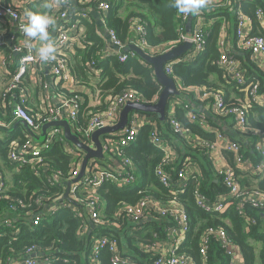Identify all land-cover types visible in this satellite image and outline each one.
Here are the masks:
<instances>
[{
    "label": "built area",
    "instance_id": "2783aa9c",
    "mask_svg": "<svg viewBox=\"0 0 264 264\" xmlns=\"http://www.w3.org/2000/svg\"><path fill=\"white\" fill-rule=\"evenodd\" d=\"M51 7L44 12L55 18V25L49 29L52 39L56 43L57 52L56 59L47 63L39 60L36 48L39 47V42L33 41L34 47H25L24 41L26 37L21 31V26L26 23V13L33 12V6H37L36 10L42 7L39 4H47V0H0V46H8L12 53L17 57V63L14 69H10L13 64V58L8 56V60L0 51V74L4 78L3 83V98L7 95H12L18 99V103L13 104L12 115L14 120H22L31 130L39 135L41 126L48 121L66 119L69 123L76 115L80 104L83 102V94L74 92L71 89L72 98H67L64 91L56 92L59 86H64L74 80L71 73V62L77 49H83L88 44L86 36V28L84 22L90 21L91 16L97 11L106 13L108 8V0H100L96 8L91 4L92 0H48ZM259 27L262 34L251 35L250 20L247 17L239 15L237 24L235 25V36L237 45L242 50H247L250 53V59L253 62H258L259 57L264 56V12L257 8L255 11ZM192 17V24L188 35H183V29H186L188 17ZM8 18V19H6ZM11 20L10 27L16 30L15 34H11V41L7 42L5 36L7 20ZM182 23L179 26V39L181 42L190 43L189 52L184 56L170 60L163 65L164 72L170 74L173 63H185L193 59L204 48V25L205 20L202 16L196 13L183 14L181 13ZM101 24L109 38L108 44L102 53L103 57L113 56L117 61L123 63L129 55H136L133 51H124V45L117 38L112 30L106 29L103 25V17L100 15ZM212 23V21H209ZM98 23V22H97ZM208 23V24H210ZM99 31V23L97 24ZM131 30L135 34L142 31L141 25L137 21H133ZM129 44H134L141 50L147 46L143 38H138ZM219 58L218 66L223 70V77L228 80L235 81L237 85H242L244 92V103L241 106L228 103L224 94L219 89H210L204 86L190 88L194 92L196 98L204 102L208 107L207 112L221 118H227L225 128L229 125V130L220 129L215 126H209L206 121V113L188 112V118L191 121H197L201 127L213 132L214 140L207 142L197 138L196 144L201 148H206L210 160L213 163L214 169L220 176V182L226 189L222 194H216L213 198L207 197L198 188L194 192L195 205L201 211L211 214H222L233 208L246 223H256L254 217L247 216L246 207L252 209L260 208L264 205V191L258 189L255 185H242L240 178H251L256 180L257 177L264 176V133L261 130H251L247 123V107L250 104L260 105L264 108V96L259 93V85L257 82H246V71L238 64L236 57L226 49L224 40H219ZM176 46V45H175ZM174 46L167 44L162 46H154L150 53L151 55H159ZM79 60V59H78ZM99 58L88 63L86 67V75L90 85L95 84L99 80ZM47 70L53 76L52 82H48L43 73ZM29 82L38 89L39 105L37 113L31 115L32 109L28 107V103L32 97V91ZM178 88V84L176 85ZM58 98V101L56 100ZM54 101H57L54 104ZM156 99L148 103H154ZM7 104L12 102V99L6 100ZM127 102L145 103L142 96L133 90L126 89L109 99L106 103V109L102 112H93L90 114L87 127L84 131L74 129L70 126L72 133H81L78 136L79 141L85 145L93 147L91 134L105 126L114 125L119 118L121 109ZM182 101L178 96L173 98L172 105H180ZM187 109V105H184ZM173 108L169 112L170 123L173 132L180 135H185L182 125L172 118ZM1 125V124H0ZM150 127L148 139L149 142L160 148L163 151V157L155 169V177L157 181L168 189L172 195V199L161 201L153 198L151 195L145 194L142 191L140 197L132 204L120 203L117 206V218H122L124 229L129 226L133 230L143 223L150 220H159L162 218H172L174 226L167 229L168 241H161L159 244L149 245L146 250L153 252L155 257L152 264H195L193 260L184 253H177L178 245L184 240V235L187 231L186 216L183 212L180 203L175 201L176 196L184 191L188 177L196 170L197 164L190 158L180 159L177 161L178 168L172 177V173L167 171L165 167L174 163L177 160L174 150L169 146L164 138L159 134L156 127V121L150 115L144 112L132 111L129 113L128 121L122 130L108 134L110 137L101 141L102 153H108L111 145L117 147L131 145L136 141L138 131L144 126ZM25 141L21 144L17 142L9 143L10 150L8 159L10 162L21 166L23 164H31L40 162L41 166L33 167V172L38 173L39 169L43 168V175L47 178L49 184L62 183L59 173H51L48 176V169L44 167L42 156L50 150V146L54 140L62 142L66 152L74 154L79 151L82 153V158L85 152L78 149L74 144L69 143L63 136L61 128H49L46 131L43 142H37L26 132ZM251 134V135H250ZM111 136H116L112 139ZM238 138L240 140L238 141ZM248 137V138H247ZM251 147V148H250ZM250 148V150H249ZM253 153L256 157L254 161L248 155L247 151ZM230 157V162L226 158ZM81 161L76 163L71 170L70 180H75L78 177L81 168ZM221 163L218 164V160ZM97 159H90L83 174L75 181L70 183L67 198H64L66 185L61 188V193L53 198L39 194L36 199L37 207L33 212H30L27 217L29 223L37 225L44 215H52L70 210L75 216L82 220V226L78 228L77 237L83 243L84 250L77 255L75 252L62 253L58 249L44 250L41 247H31L25 251L22 257L9 259V264H101L100 257L103 251L110 254V264H139L138 261L129 256L123 255L118 247L116 238L112 235L95 231L104 229H120V224L116 221H109L100 213V203L95 191L104 181H110L118 187H123L135 182V177L132 174V163L129 159H123L118 166L102 168L96 163ZM112 160V159H110ZM111 167L112 169H109ZM4 182L0 176V195L5 191ZM86 194L85 198H80L79 192ZM83 199H88L84 201ZM69 200H75L77 205L71 204ZM82 206L83 208H80ZM10 217L2 220L5 225H10ZM113 226L114 228H111ZM213 238L220 245L224 253L229 257L230 264H239L237 259L240 258L239 249L227 237L222 228H207L201 237L200 255L205 260L207 255L206 243ZM160 248V250H158ZM143 250V248H142ZM7 264V263H4Z\"/></svg>",
    "mask_w": 264,
    "mask_h": 264
},
{
    "label": "trees",
    "instance_id": "16d2710c",
    "mask_svg": "<svg viewBox=\"0 0 264 264\" xmlns=\"http://www.w3.org/2000/svg\"><path fill=\"white\" fill-rule=\"evenodd\" d=\"M98 2L100 0H92L91 4L96 8ZM171 3L172 0H108L106 13L99 12V14L103 17L104 27L112 30L117 38L126 43L124 48L134 45L129 44L130 42L143 38L147 46L142 50L150 56H156L150 53L154 46L170 44L175 47V45L184 43L179 39L178 32L182 23L181 13L171 7ZM257 8L264 12V0H208L207 7L198 12L205 20L203 29L204 48L188 62L173 63L172 72L170 74L165 73L174 81L175 85L178 84V98L182 103L172 105L171 102L174 97L170 98L165 108L163 120H160L156 114L147 113L156 121L159 134L171 146L177 157L173 164L165 167L167 171L172 173V177L174 178L178 168L177 161L179 162L180 159L191 158L198 167V170L188 177L184 191L178 194L175 199L177 203L181 204L187 221L184 240L178 245L176 252L189 256L195 264H230L229 257L213 238H210L206 243V259L201 257V237L209 227L222 228L225 231L227 237L239 249L242 264H256V244H259L258 258L261 264H264V205L257 209L246 207L247 216L254 217L256 219L255 224L246 223L233 208H228L222 214H211L196 207L194 192L197 188L209 198L226 192V189L220 182V176L214 169L207 149L201 148L195 141L200 138L211 142L214 140L213 132L201 127L197 121L189 120L187 116L189 111L202 113L194 109L201 101L190 90L193 87L204 86L210 89H219L223 92L228 103L238 106L244 103L242 90L244 86L225 79L223 70L217 64L219 58L218 44L223 30L227 28V23L234 26L235 35V25L239 15L249 18L252 28L251 35L262 34L255 15ZM45 9L48 8H43L39 12H44ZM97 13L95 11L90 21L84 22L88 44L85 48L76 50L70 65L74 80L78 82L84 80V83L90 85L85 73L86 67L89 62L99 58V80L88 86L92 88L97 103L91 106L83 96V102L80 104L75 117L70 120L73 128L81 131L86 129L90 114L93 112L102 113L106 109L107 101L120 91L133 90L142 96L143 100L146 101L145 103L153 104L148 102L153 99L157 101L162 88L154 77L153 68L137 55H129L123 63L118 62L116 57L102 56L109 38L98 33V23L95 18ZM133 21H137L142 27V31L138 34L131 30ZM188 31L183 29L181 33L188 35ZM0 51L4 52L6 60H8V56L13 58L10 69H14L17 57L10 48L1 45ZM241 52L244 54L241 67L246 71V82H257L259 93L264 96V71L258 67L257 62L250 59L249 51L241 49ZM221 81L231 83L238 96L228 97L219 88L218 82ZM3 83L4 78L0 74V128L5 127L9 119L4 115H11L13 124L17 123V120L13 118L12 109L13 104L19 101L16 97L13 98V94L3 98ZM65 92L63 93L65 94ZM66 97L72 98L73 95L68 94ZM7 99H12V102L7 104ZM184 105H187V111ZM201 105L203 106L204 102ZM28 107L32 109L31 115L37 113V107H32L30 103H28ZM171 108H173L172 118L182 125L185 135L173 132L170 123L171 117H169ZM206 115L207 124L212 127L215 126L216 120L224 119L207 111ZM246 119L251 130H261L264 133V108L262 106L250 104L247 107ZM14 126L13 135L0 141L2 160L7 164L8 169L17 168L14 171L11 185L0 174L5 186V193L0 195V264H9V259L22 257L27 249L34 246L44 250L58 249L62 253L75 252L79 255L84 250L82 241L77 237V231L82 226V220L75 216L72 211L63 210L52 215H44L37 225L30 224L27 215L36 209V199L39 194L53 198L62 192L61 188H64L67 182H73L74 179L70 180L71 170L76 163L81 161L82 153L79 151L74 154L68 153L61 141L54 140L52 142L50 150L42 156V162L44 167L49 168L48 176L57 172L61 180H66V182L65 184L53 183L51 185L43 175V168H40L38 173L32 171L33 167L41 166L40 162L17 166L9 161L7 157L10 150L9 143L21 144L25 141V135L18 134L21 131V125L15 124ZM149 130L150 127L144 125L138 131L136 141L133 144L122 147L113 144L109 147L108 153H103V157L96 160L97 165L102 168L108 167L110 159H115L120 164L123 159H129L132 163V174L135 177V182L118 187L110 181H104L95 191L99 199L101 215L111 222L116 221L118 225L120 224V229L108 228L95 231L94 234L99 232V234L105 233L114 236L120 252L135 258L139 264H152L155 254L144 250L149 245H158L161 241H168L167 229L174 226L173 219L167 217L147 221V223H143L133 230L130 226L124 229L123 226H125L126 221L123 224L124 220L117 218V206L120 203L132 204L136 202L141 195L140 191L161 201L173 198L168 189L161 185L155 177L154 172L163 157V151L149 142ZM77 134L81 137V133L77 132ZM108 137H110L108 134L102 135L100 140ZM111 138L116 139V136H111ZM237 139L240 140L238 137ZM249 150L246 155L255 161L256 157ZM226 158L230 162L228 155ZM109 169L112 168L109 167ZM239 181L242 185H255L259 190L264 191V176L257 177L256 180L240 178ZM78 195L80 198L86 196L83 191L79 192ZM83 200L87 201L88 199ZM69 202L77 205L75 200H69ZM80 208L83 207L80 206ZM6 217H10V225L2 223ZM111 228L114 227L111 226ZM109 257L110 254L103 251L100 257L101 264H110ZM78 264L84 263L78 262Z\"/></svg>",
    "mask_w": 264,
    "mask_h": 264
},
{
    "label": "water",
    "instance_id": "95a60500",
    "mask_svg": "<svg viewBox=\"0 0 264 264\" xmlns=\"http://www.w3.org/2000/svg\"><path fill=\"white\" fill-rule=\"evenodd\" d=\"M192 17H188L186 22V29L190 30ZM191 45L188 42H184L181 45L175 46L170 50L165 51L162 54L156 56H150L146 54L143 50L135 45H129L125 48L124 51H133L143 62L150 65L153 68V74L156 81L161 85V91L158 95V99L153 104L147 103H137V102H127L119 113L118 121L111 126L101 127L95 130L91 134V141L93 147L83 144L79 141V138L76 134L72 133L70 130V125L66 119H59L55 121H48L41 126L40 135L37 136L29 126L22 120H18L17 123L21 124L25 132L34 138L37 142H43L46 131L49 128H61L64 138L71 144H74L78 149H81L85 152L83 156L80 172L78 174L79 178L83 174V170L90 159H101L103 157L102 146L100 141V136L106 134H112L119 130H122L128 121L129 113L132 111L144 112V113H153L158 116L160 120L164 119L165 108L167 102L170 98L176 97L179 95V91L174 83V81L168 77L163 69V65L173 59L181 57L185 54ZM75 178V180L77 179ZM73 180V181H75ZM70 182L66 184V190L64 193V198H67L69 192Z\"/></svg>",
    "mask_w": 264,
    "mask_h": 264
},
{
    "label": "crops",
    "instance_id": "0c3cea01",
    "mask_svg": "<svg viewBox=\"0 0 264 264\" xmlns=\"http://www.w3.org/2000/svg\"><path fill=\"white\" fill-rule=\"evenodd\" d=\"M50 3L53 4V2H50L47 0V4H50ZM36 7H37L36 5L32 7L33 12H39L38 10H36ZM95 18H96L97 22L99 23L98 33H100L102 36L106 37L107 34H106V32H105V30L101 24V21H100V14H99V19H98L97 14L95 15ZM6 19H8V18H6ZM7 22L8 23L5 24L6 32H5V34H3V36H5L7 42H10L11 41V34H15L16 30H14V28L10 27V24L12 23V21L10 19L7 20ZM222 39L224 40V44L226 46V49L229 52H231L233 55L235 54V57L237 59L238 64H240V65L243 64L242 63V57L244 54L241 52V49H239L240 47L237 45V43H235L234 26L231 25V23H227V28L223 30ZM3 54H4V52H3ZM4 56H5V54H4ZM257 65L262 71H264V56L259 57ZM43 73L45 75L46 80L48 82H52V80L54 79L53 76H51L47 70H44ZM78 83H80V82L73 80L70 83H66L64 86H59L56 89V92H61V91H64L68 88L74 92H81V94H83L84 99L88 102V104L91 106H94L97 103V100L93 96V93L91 90L92 88L88 87L86 85H82L81 83L80 84H78ZM28 85L30 86V89L32 91V97H31L29 103L32 107H38V105H39L38 89H37V87H35L33 85V82H29ZM218 85L220 86L219 88H221L228 97L238 96L236 89L234 88V86H232L231 83L229 84V83H224V81L223 82L221 81V82H218ZM68 94H71V91L70 92L66 91L64 95L66 96ZM56 100L58 101V98H56ZM57 101H54V104H56ZM201 104H202V102H199L198 106L194 109L197 111H201L202 113H206V111L208 110L207 105L205 104V106H202ZM4 116L6 118H9V119H8L7 123L5 124V127L0 128V141L4 140L5 138H7L9 136H12L13 135L12 131H13V128L15 127L14 125L19 124V123L13 124L14 121L12 120L11 115H4ZM225 121H229V120L226 118L222 119L221 121L216 120L215 121V127H218L220 129L229 130L230 125L227 128H225V124H226ZM69 125L71 126V123H69ZM24 132H25V130H24L23 126L21 125V131H19L18 134L21 133V136H23V134H25ZM39 135H37V136H39ZM217 162H218V164H220L221 160L219 159ZM110 164H112V166L120 165L119 162L115 159L110 160ZM15 170H17V168L14 170L8 169L7 164L2 160V157L0 154V174L2 176H4V178H6L7 182L10 185L12 184L13 174H14ZM158 250H160V248ZM256 253H257L256 264H261L260 259L258 258V253H259V247L258 246H256ZM241 261H242V259L240 256V258L237 259V263L240 262L242 264Z\"/></svg>",
    "mask_w": 264,
    "mask_h": 264
},
{
    "label": "clouds",
    "instance_id": "9594fccd",
    "mask_svg": "<svg viewBox=\"0 0 264 264\" xmlns=\"http://www.w3.org/2000/svg\"><path fill=\"white\" fill-rule=\"evenodd\" d=\"M207 4L208 0H172L171 7L180 13L190 14L206 8ZM50 7V4H45V8ZM25 15L26 23L21 26V31L26 37L25 47H34L33 41H37L39 47L36 52L39 60L45 63L55 60L57 47L49 31L56 23L55 18L46 12H27Z\"/></svg>",
    "mask_w": 264,
    "mask_h": 264
},
{
    "label": "rangeland",
    "instance_id": "374dc122",
    "mask_svg": "<svg viewBox=\"0 0 264 264\" xmlns=\"http://www.w3.org/2000/svg\"><path fill=\"white\" fill-rule=\"evenodd\" d=\"M43 8H45V6H44V7L42 6V7L40 8V10H42ZM40 10H39V11H40ZM77 82H78V81H77ZM80 83H81L82 85H87V86H90V85H88V84L84 83V80L80 81ZM80 83H78V84H80ZM256 245H257L258 247H260V245H259V244H256Z\"/></svg>",
    "mask_w": 264,
    "mask_h": 264
}]
</instances>
